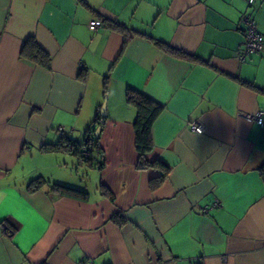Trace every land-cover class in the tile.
Instances as JSON below:
<instances>
[{"label":"crops","instance_id":"obj_1","mask_svg":"<svg viewBox=\"0 0 264 264\" xmlns=\"http://www.w3.org/2000/svg\"><path fill=\"white\" fill-rule=\"evenodd\" d=\"M245 11L264 34V0H0V264H264V123L249 118L264 49L238 61ZM29 37L50 68L20 56ZM127 88L163 106L146 155L160 183L137 167ZM104 101L91 164L52 146L82 143ZM37 177L88 198L30 190Z\"/></svg>","mask_w":264,"mask_h":264},{"label":"trees","instance_id":"obj_2","mask_svg":"<svg viewBox=\"0 0 264 264\" xmlns=\"http://www.w3.org/2000/svg\"><path fill=\"white\" fill-rule=\"evenodd\" d=\"M109 26L113 29H119L120 31H123L122 28H120L119 25L115 23H109ZM158 45L169 52L176 53V50L168 46L161 44ZM20 56L34 62L35 64L41 65L45 68H50V54L38 44L34 37H29L23 41L20 49ZM79 78L81 80H84L83 75H79ZM125 98L127 103L133 106L136 110V117L133 122V128L135 135V148L138 153L137 167L141 169L146 168L149 165L158 167L161 170V173L160 176L156 179V182L160 183L166 176L167 169L163 164L156 161L149 163L146 159V155L152 150V128L155 121L163 111V106L156 103L143 93L132 88L126 89ZM100 119L101 116L97 114L96 118L93 120L92 125L85 130V135L82 143L75 144L71 139L62 137L56 144L52 146L63 147L67 151H71L74 154L79 155V157L88 164H91V161L93 159L92 157L96 154L95 150L97 148V136L95 135V130ZM84 153H87V156H85ZM261 172L262 175H264V167H261ZM45 184H47L51 190H54L62 195L80 200H86L88 198V192L85 190L66 186L63 184L50 183L49 181L41 177L30 180L28 183V188L30 190H34ZM100 190H102L104 194H107L111 198V194L104 187L100 186ZM5 226L7 227V229H9L10 233H13L16 228L10 226V223L7 222L5 223Z\"/></svg>","mask_w":264,"mask_h":264},{"label":"built area","instance_id":"obj_3","mask_svg":"<svg viewBox=\"0 0 264 264\" xmlns=\"http://www.w3.org/2000/svg\"><path fill=\"white\" fill-rule=\"evenodd\" d=\"M254 0H248V4L253 3ZM241 31L243 35V41L240 49L237 53V59L240 63L246 61V59L257 52L264 49V35L259 33L255 21L248 11H245L240 16ZM98 21L92 19L89 21L88 27L94 30L98 27ZM256 123H264V111H258L255 115L250 116ZM188 128L194 133H202L204 130V125L199 119L189 120L187 123ZM87 156V153H84ZM199 264V263H195Z\"/></svg>","mask_w":264,"mask_h":264},{"label":"water","instance_id":"obj_4","mask_svg":"<svg viewBox=\"0 0 264 264\" xmlns=\"http://www.w3.org/2000/svg\"><path fill=\"white\" fill-rule=\"evenodd\" d=\"M100 115H101L102 119L100 120V122H99V124H98V126H97V128L95 130V135L96 136L98 135V133L100 131L101 124H102V122H103V120L105 118V115H106V103H105V101L103 102V104L101 106Z\"/></svg>","mask_w":264,"mask_h":264},{"label":"rangeland","instance_id":"obj_5","mask_svg":"<svg viewBox=\"0 0 264 264\" xmlns=\"http://www.w3.org/2000/svg\"><path fill=\"white\" fill-rule=\"evenodd\" d=\"M75 167L77 168V166H75ZM78 173H79V175H80L81 177L85 174V173H83V170H82V171H79ZM73 179H75V178H73ZM84 179H86V181H84V183L87 182V184H88V182H89L88 180H89V179H87V177L84 178ZM76 180H77V178H76ZM84 183H83V184H84ZM74 184H75V183H74Z\"/></svg>","mask_w":264,"mask_h":264}]
</instances>
